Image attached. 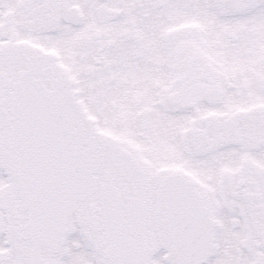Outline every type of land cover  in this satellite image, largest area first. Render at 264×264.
Returning a JSON list of instances; mask_svg holds the SVG:
<instances>
[{"label":"snow or ice","instance_id":"snow-or-ice-1","mask_svg":"<svg viewBox=\"0 0 264 264\" xmlns=\"http://www.w3.org/2000/svg\"><path fill=\"white\" fill-rule=\"evenodd\" d=\"M0 264H264V0H0Z\"/></svg>","mask_w":264,"mask_h":264}]
</instances>
